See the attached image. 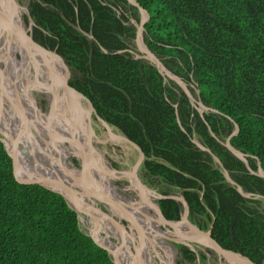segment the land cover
<instances>
[{
    "label": "trees",
    "instance_id": "1",
    "mask_svg": "<svg viewBox=\"0 0 264 264\" xmlns=\"http://www.w3.org/2000/svg\"><path fill=\"white\" fill-rule=\"evenodd\" d=\"M29 9L58 79L141 146L148 175L182 187L192 215L213 223L214 239L264 264V176L226 146L264 169V0H37ZM143 42L205 108L146 57ZM162 204L180 217L175 200ZM0 264H116L66 199L21 169L1 140Z\"/></svg>",
    "mask_w": 264,
    "mask_h": 264
},
{
    "label": "water",
    "instance_id": "2",
    "mask_svg": "<svg viewBox=\"0 0 264 264\" xmlns=\"http://www.w3.org/2000/svg\"><path fill=\"white\" fill-rule=\"evenodd\" d=\"M22 11H25L28 17V24L26 23L27 29L24 28L26 19L23 17ZM0 16L4 21V25L0 30V140L4 143L9 155L21 169L34 175L40 181L59 192L66 199L69 206L77 211L79 220L81 219V214L89 215L97 219L100 222L99 226L102 228L97 230L96 227L98 224L94 222L96 227L93 228L94 231H92L93 229H90L89 236L93 237L94 241L99 246L108 251L112 260L116 264H130L127 258L123 255V252H125L129 257L134 255L138 256L141 254L140 251L142 249V244L139 242L141 246L139 244L136 245L134 242L135 236L133 234L128 236V231L120 219L123 217L132 218V215L129 212V208H131L129 203L133 202L128 200V198L115 193L111 185L100 177L99 171L104 167V162L98 151V147H96L93 143L92 128V132H87V130L84 132L81 127L78 128L72 122V119L78 117V113L80 115L81 112V104L77 100V97L83 98L88 103L89 109L93 111L96 117L99 118L106 126H109L108 122L100 117L90 98L73 86L69 85L66 81H60L58 79L60 68L58 60L48 57L44 49L35 40L33 35L35 21L30 14L29 8L19 4L17 0H0ZM143 31L144 28L140 27L139 32L142 38H144ZM5 33L11 34L13 37L12 39L17 42H21V47L26 52L25 60L27 61L21 76L18 78H12L11 89H8L4 83V77L7 73V64H5L6 56H3V54L13 53L12 51H7L4 48L6 45H9V43L6 44V40L3 39ZM143 47L146 52V57L155 61L159 65L162 72L174 78L184 88L192 103L196 105V99L188 89L184 80L165 66L162 61L151 52L146 42H143ZM104 51L106 50L104 49ZM14 53L17 55L16 50ZM10 58L12 59L14 57L10 56ZM14 59L17 62H20L23 57L21 58L20 54V56L17 55ZM40 70L43 72L40 73ZM42 79H46L47 82H42ZM35 87H42L46 90L49 94V98L53 96L52 99H50L52 111L50 110L45 112L44 109L38 105L34 95L32 94ZM57 89L64 90L67 96L72 97V104L69 102L72 105L71 107L65 103L61 105L63 107V111L62 116L60 117L55 114V97L57 95ZM21 93H26V95H22ZM71 93H73V96ZM22 96L25 98L24 101L21 100ZM7 105L18 110L17 113L19 116L17 117L11 108H7ZM197 107L202 110L206 106L202 101H200ZM6 110H9V116L6 117L8 121L4 119V113ZM16 122H20L19 127L16 126ZM37 130L43 132L50 142L51 151L49 153L53 154L51 155L52 158L50 155L48 156L46 154L47 152L40 151L39 145L37 144ZM210 132L214 137H216L211 128ZM27 134L31 136V140L38 145V148L34 146L30 147L26 144L27 140L24 136ZM84 134H87L88 137L86 138ZM117 138L125 141L131 147L137 149L138 159L133 166V175L136 176V170L140 166V162L145 159V153L138 143L126 135L120 134L117 135ZM67 140L70 141L69 145L66 143ZM80 143L87 146L88 152L83 150ZM226 146L234 154L246 162L247 167L252 173L264 176V169L261 166H259V171H254L251 168L247 160V155L244 152L237 149L230 141L226 143ZM26 152H28L27 156L30 155L31 158L26 156ZM73 156L77 158L81 157L83 159L87 157L91 161L90 163L88 162L87 166L86 163H83L82 167H79L73 160L69 159ZM216 159L219 160L217 156ZM27 162L32 163L33 166H30ZM134 182L137 183V187L141 190L145 189V193H152L158 198L166 197L162 193H157L155 190L150 189L146 184H142L136 177ZM238 188L240 189L239 185ZM82 189L87 192L82 193ZM244 195L248 194L244 193ZM93 198H97L100 201L118 208L119 211H114L113 215H117L120 219L103 212L100 207H96L95 204H97V202ZM124 199H126V201ZM89 200H93L94 204L92 205ZM182 202L184 204L185 211L181 222H183L187 228L197 233L195 237L190 239L194 240L196 243L200 241L206 243V245L215 253L219 254L227 261H231L232 264H257L248 256L222 246L212 237L211 230H204L198 225L192 223L189 220L190 208L184 196H182ZM132 221L134 222L133 218ZM163 221L173 227L180 223V221L169 220L164 217ZM108 227H110V230ZM103 228L107 231H112L113 234L109 232V234H107L104 231L106 235H98L102 232ZM166 231L169 232L171 229L167 228ZM160 235L162 238L170 239L171 242H178L186 245L196 252V248L191 243L184 242L187 237L175 238L172 235H165L162 231ZM99 236L103 240L107 239L108 243H112V248L108 244H105ZM110 236H113L115 240H113ZM140 236L144 237L145 240L149 235L143 231L140 233ZM132 246L136 247L135 253L132 252ZM176 253L177 250H175V255ZM155 258L149 260V264H157Z\"/></svg>",
    "mask_w": 264,
    "mask_h": 264
},
{
    "label": "rangeland",
    "instance_id": "3",
    "mask_svg": "<svg viewBox=\"0 0 264 264\" xmlns=\"http://www.w3.org/2000/svg\"><path fill=\"white\" fill-rule=\"evenodd\" d=\"M17 1L22 6L29 8L30 4L37 0H17ZM22 14H23V17H25L26 19L27 17L26 12L22 11ZM26 23L28 24L27 19H26ZM18 54L19 53L17 52V55ZM21 94L24 95V93H21ZM33 95L36 101L38 99L42 101L45 112L51 110L49 94L47 93V91H45L44 93H41L38 96H36L35 93ZM52 97H50V99H52ZM64 99L65 98L62 93H60V95L57 94L55 97V114L58 115L59 117L62 116L63 107L61 105L65 103ZM6 107L12 108L14 111H16V113L18 112V110L14 109L13 107H10L8 105ZM16 115L17 117L19 116L18 113ZM79 119L80 120L78 122V126H80L83 130H87V132L93 131V134H92V139L94 140L93 143L94 145H96V147H98V151L104 162V168L100 169V177L106 182H108L112 188H116L117 192L115 193H119V195L121 194L122 196L130 193L132 195L131 197L134 198L136 196L132 193V191H134L133 190L134 187L130 188V185L133 183L132 176L134 177V179L136 177L142 184H147L149 188L155 189L157 192L164 193L165 191V192H168L169 194L178 193V191H176V189L173 187L161 186V182L157 178L152 177L146 173V170L143 168L145 159L140 162V166L136 170V176H134L133 166L135 165L138 159L137 149H135L134 147H131L125 141L118 139L117 135H120L121 133L117 131L116 128H114L112 125L106 126L99 118H97L94 112L89 109V105L85 100L82 101ZM90 125L92 126L91 127L92 131L90 129ZM27 154L28 152H26V156ZM28 156L29 158H31L30 155ZM72 158L70 157L69 159L72 160ZM159 160L162 161L161 159ZM79 162L80 164L86 163L83 158H80ZM135 185H136L135 188H138L136 182H135ZM137 198L138 197H135L134 199H137ZM93 199L97 202L95 206L100 207L101 210L103 209L102 206L108 205L105 202L100 201L97 198H93ZM113 213H112V216L114 217ZM81 215L82 216H80L81 219L79 221H80V228L83 232L89 235L90 229L95 228L96 224H98L97 227L99 228L100 222L97 219L89 215H83V214ZM189 220L194 224H198V226H199V223L204 222V218L200 216H189ZM94 222L96 223L95 225H94ZM109 230L108 231L106 230L107 233L109 232ZM92 231H94V229ZM103 232L104 231H102L98 235L100 236L104 235ZM154 237L155 236H153V238ZM102 241H105L107 244L106 240L102 239ZM162 244L168 246V244H166L165 242H162ZM172 247L178 251L176 253L177 264L178 263L179 264H195V263H201V264H227L228 263L230 264L225 258L215 253L210 247L203 245V243H196L195 245L196 254L199 257V258L197 257L198 259L195 262L186 260L185 255L183 251L181 250V248L180 250L182 252L181 251L179 252L177 246H175L174 243H172ZM172 247L169 246L170 249ZM156 252L158 251L155 249V247L149 245V249H147V253L154 255ZM201 256H205V259L203 260V262L201 261Z\"/></svg>",
    "mask_w": 264,
    "mask_h": 264
},
{
    "label": "bare ground",
    "instance_id": "4",
    "mask_svg": "<svg viewBox=\"0 0 264 264\" xmlns=\"http://www.w3.org/2000/svg\"><path fill=\"white\" fill-rule=\"evenodd\" d=\"M21 15V14H20ZM22 16V15H21ZM3 25H4V21H3V19H2V17L0 16V30H1V28L3 27ZM24 28H26L27 29V24H26V21H25V26H24ZM8 33H5L4 34V40H6V44H8L9 43V45H6L4 48H5V50H7V51H12L13 53H10V54H8V53H6V54H3V56H6V58H5V64H7V73H6V76L4 77V83H5V85H6V87L8 88V89H11V80H12V78H18L19 76H21V74H22V72L24 71V69H25V65H26V63H27V61L25 60V55H26V52H25V50L21 47V42L19 41V42H17L16 40H14V39H12L13 37H12V35L11 34H8ZM1 45V44H0ZM10 47V48H9ZM15 50L18 52V53H20L21 54V58L23 57V59H21V61L20 62H17L14 58H16V54L14 53L15 52ZM0 51H1V48H0ZM10 56L11 57H14V58H10ZM18 58V57H17ZM18 59H20V58H18ZM11 62H12V64H11ZM14 72H15V74H14ZM43 71L42 70H40V73H42ZM10 78H8V77ZM42 82H44V83H46L47 82V80L46 79H42ZM50 82V81H49ZM5 87V86H4ZM57 88V87H56ZM58 91H57V94H59L60 95V93H62L63 95H64V102H65V104H67L68 106H72L71 104H72V97L71 96H67L66 95V93L64 92V90H62V89H57ZM54 92H55V90H54ZM24 95H26V93H24ZM71 95L73 96V93H71ZM21 100L22 101H24L25 100V98L22 96L21 97ZM77 100L80 102V104L82 105V101L84 100L83 98H79V97H77ZM63 102V103H64ZM71 104H70V103ZM12 109V108H11ZM29 110V109H28ZM12 111L15 113V115L17 114L16 113V111H14L13 109H12ZM88 111V110H87ZM57 112V111H56ZM90 112V111H89ZM9 110H6V112L4 113V119L6 120V121H8L7 119H6V117H8L9 116ZM17 116V115H16ZM79 113H78V117H75L74 119H72V122L79 128L80 126H78V122H79ZM19 125H20V122H16V126L17 127H19ZM91 125H90V129H91ZM71 129V128H70ZM84 132H86V130H84ZM36 136H37V144L39 145V149H40V151H45V152H47L46 154L49 156L50 155V157H51V155H53V154H50L49 152L51 151V145H50V142L48 141V139L46 138V136L43 134V132H41V131H39V130H37L36 131ZM84 136L87 138L88 136H87V134H84ZM25 138H26V140H27V142H26V144H28L30 147H37L38 148V145L36 144V143H34L33 142V140H31V136H29L28 134L27 135H25L24 136ZM134 141V140H133ZM78 142V141H77ZM104 142V141H103ZM85 144H87L86 142H84ZM81 145H82V147H83V150H85V152H88V150H87V146L85 145V144H83V143H80ZM88 145V144H87ZM141 147V146H140ZM146 157V156H145ZM52 158V157H51ZM84 160H85V162L88 164V162L90 163V161L91 160H89L87 157H85L84 158ZM28 163V162H27ZM30 166H33V164L32 163H28ZM104 168V167H103ZM130 172V171H129ZM132 178H134L133 176H132ZM135 182L134 183H132L131 185H130V188L131 187H134L135 188ZM114 189V191L115 192H117L116 191V188H113ZM136 189V188H135ZM151 189V188H150ZM82 193H86L87 191H85V190H83L82 189V191H81ZM137 193H138V198L137 199H134V198H128V200H130V201H132L133 203H129V205H130V209H129V212H130V214L132 215V217H134V215H135V211L136 210H140V209H143L144 211H147V207H144V205L143 204H145L146 202H150V200H153L154 198H152V197H150V194L149 193H145V189H142V190H137ZM118 194V193H117ZM89 202L93 205L94 204V201L93 200H89ZM153 206H154V204H153ZM144 207V208H143ZM151 207V206H150ZM116 208V207H115ZM190 208V207H189ZM116 210L117 211H119L118 210V208H116ZM126 210H127V208H126ZM157 213V212H156ZM183 214V213H182ZM144 215V214H143ZM82 216V215H81ZM144 217V216H143ZM142 217V218H143ZM139 219V218H138ZM152 219V218H151ZM155 219V218H154ZM143 220V219H142ZM153 221V220H152ZM162 221V220H161ZM154 223V222H153ZM94 225H95V223H94ZM93 225V226H94ZM153 225V227L155 228V229H158V227L160 226V222H155L154 224H152ZM198 225V224H197ZM89 227V226H88ZM92 227V226H91ZM98 228V227H97ZM102 227H100L99 226V228L97 229V230H99V229H101ZM109 229H110V227H108ZM113 229V228H112ZM147 229V228H146ZM153 230L154 229H152V228H150V232H153ZM102 231H105L106 233H107V231H106V229L105 228H103L102 229ZM165 235H172L173 237H175V238H183V237H187V239H185L184 240V242L185 243H191L194 247H195V241L194 240H192V239H190V238H192V237H195L196 235H197V233L195 232V231H193V230H191V229H189V228H187L186 226H185V224L183 223V222H180V223H178L176 226H175V231H169V232H167V231H162ZM109 233H112L113 234V232L112 231H109ZM109 233H107V234H109ZM147 234V233H146ZM155 237L154 238H150V236H148V238H146L145 240H144V237H139V239H137L139 242H140V244H142V249H141V254H139L138 256H136V255H134V256H131V257H129L125 252H123V255L127 258V260H128V262H130V264H149V260H151V259H153V258H155V256H158V257H160L162 260H163V255L162 254H160L159 252H156L154 255H152V254H149V253H147V249H149V245H151V246H153V247H161L162 246V248L164 249V256H166L165 254H167L168 255V259L167 260H165V262H163V264H172V261H173V264H175V258H176V255H175V249H173V248H169V246L170 247H172V245L170 244V243H167L163 238H162V236L160 235V234H155L154 235ZM160 240V241H159ZM106 241H107V244L112 248V246H113V244L112 243H108V240L106 239ZM135 242V241H134ZM161 242V243H160ZM162 242H165L166 244H168V246L167 245H164V244H162ZM197 243H203L202 241H200V242H197ZM139 244V245H140ZM203 245H205V246H207L206 245V243H203ZM141 246V245H140ZM199 247V246H198ZM133 252V251H132ZM171 252H172V256H171ZM134 253V252H133ZM220 260V259H219ZM222 260V259H221ZM230 264H232V262L231 261H228ZM228 264V263H227ZM237 264V263H236Z\"/></svg>",
    "mask_w": 264,
    "mask_h": 264
},
{
    "label": "flooded vegetation",
    "instance_id": "5",
    "mask_svg": "<svg viewBox=\"0 0 264 264\" xmlns=\"http://www.w3.org/2000/svg\"><path fill=\"white\" fill-rule=\"evenodd\" d=\"M20 54H18V56H19ZM34 81H36V80H34ZM14 82V81H13ZM16 83V82H15ZM46 90H44L42 87H35L34 89H33V93L32 94H36V96H38V95H40L41 93H44ZM48 93V92H47ZM49 100H50V98H49ZM39 101H40V103H41V105H40V103H39ZM37 103H38V105H40V107H42L43 109H44V107H43V104H42V101L41 100H37L36 101ZM51 103V102H50ZM51 105V104H50ZM95 114V113H94ZM93 142H94V140H93ZM66 143L69 145L70 144V141L69 140H67L66 141ZM72 158V157H71ZM81 157H75V156H73V158H72V160L74 161V163L77 165V166H79V167H82V164H80V162H79V159H80ZM158 159H161L162 160V158H158ZM160 161V160H159ZM162 161H164V160H162ZM166 164L167 165H169L170 167H172L173 169H177V170H179L176 166H173V165H170V163H168V162H166ZM86 166H87V163H86ZM180 171V170H179ZM99 173H100V171H99ZM150 176H152V177H155V178H157L160 182H161V186H165V187H173V188H175L176 189V191H178V193H176V194H169L168 192H165L164 190V193H162L164 196H166V197H164V198H158V197H156L155 195H153L152 193H149L150 194V197H152V198H154L153 200H150V202H146L145 204H143L144 205V207H147V211H144L143 209H138V210H136L135 211V215H134V217H132L133 219H134V222L132 221V218H128V217H123V218H118L117 217V215H115L114 214V217L115 218H117V219H120L121 220V222L123 223V225L126 227V230L128 231V236L130 235H134L135 236V239H134V241H135V243H136V245H138L139 244V241L137 240V239H139V237H140V233L141 232H143V231H145V233H147L151 238H153V236L155 235V234H161V231H166L167 230V228H170L172 231H175V227H173V226H171V225H169V224H167V223H164V221H163V217L164 218H167V219H169V220H177V221H182V216H183V214L182 213H184V211H185V208H184V204H183V202H182V196H184V198H185V195H184V192H183V190H182V187H180L179 185H177V184H174V183H170V182H168V181H166V180H164L163 178H162V176H159V175H156V174H153V175H150ZM128 177H130V176H128ZM132 180H133V183H134V178H132ZM147 185V184H146ZM148 186V185H147ZM152 189V188H151ZM134 191H132V193L134 194V195H136L135 197H138V193H137V190H141L140 188H134L133 189ZM152 190H155V189H152ZM156 191V190H155ZM157 192V191H156ZM157 193H160V192H157ZM119 194V193H118ZM121 195V194H120ZM122 196V195H121ZM132 195L129 193V194H125V195H123L122 197H126V198H129V197H131ZM164 199H173V200H175L176 201V203H178L179 205H180V211H179V214H180V217L178 218V219H171V218H169L168 217V213L171 211V209H173V207L171 206V207H164L163 206V204H162V201L164 200ZM125 201H126V199H124ZM106 204H108V203H106ZM153 204H154V206H153ZM188 205H189V203H188ZM151 206V207H150ZM143 207V208H144ZM190 207V206H189ZM102 211L103 212H105V213H108V214H110V215H112V213L114 212V211H117L116 210V208L115 207H113L111 204H108L107 206H102ZM130 209V208H129ZM157 212V213H156ZM144 214V215H143ZM144 216V217H143ZM189 216H193L192 215V213H191V209H190V215ZM198 216H200V217H202L201 215H198ZM143 217V218H142ZM139 218V219H138ZM152 218V219H151ZM155 218V219H154ZM204 218V222H202V227L200 226V224L201 223H199V227H201L202 229H204V230H211V232H212V228H213V223H210L209 224V226L207 227V223H208V219H206L205 217H203ZM143 219V220H142ZM153 220V221H152ZM162 220V221H161ZM155 222H160V226L158 227V229H155L154 227H153V225L152 224H154ZM197 225V224H196ZM147 228V229H146ZM150 228H152V229H154L153 230V232H150ZM104 233V235H106V233L105 232H103ZM111 238L113 239L114 237L113 236H111ZM167 243H170L171 245H172V243H174V245L175 246H177V248H178V250H179V252L181 251L180 250V247H179V245H181L180 243H178V242H171L170 241V239H167V238H163ZM114 240H115V238H114ZM173 248V247H172ZM132 250H133V252L135 253L136 252V247L134 246H132V248H131ZM160 254H162L163 255V260L160 258V257H158V256H155L156 258V263L157 264H163V262H165V260H167L168 259V255L167 254H165L166 256H164V249L162 248V246L161 247H156L155 248ZM173 249H175V248H173ZM176 250V249H175ZM234 251V250H233ZM178 252V251H177ZM182 252V251H181ZM237 252V251H236ZM240 253V252H239ZM172 254V253H171ZM167 258V259H166ZM175 264H177V260H176V258H175ZM179 264V263H178Z\"/></svg>",
    "mask_w": 264,
    "mask_h": 264
}]
</instances>
